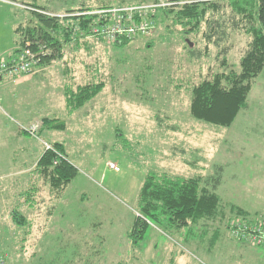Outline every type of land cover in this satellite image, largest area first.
Here are the masks:
<instances>
[{"label":"rangeland","instance_id":"obj_1","mask_svg":"<svg viewBox=\"0 0 264 264\" xmlns=\"http://www.w3.org/2000/svg\"><path fill=\"white\" fill-rule=\"evenodd\" d=\"M10 1L63 15L71 7L107 1L124 3L113 7L139 5L129 0ZM150 3L163 9L183 2L142 4ZM225 5L209 12L211 21L188 38L180 25L158 24L157 9L152 36L126 45L81 33L82 27L75 30L69 18L55 17L72 30L64 56L49 64L42 57L32 72L1 82L20 84L10 92L14 100L10 95L0 100V118L19 129L18 142L0 133V253L7 254L6 264H264L263 248L230 234L232 223L264 216V70L254 80L248 107L232 125L216 126L190 113L193 87L215 73L240 71L251 40L242 26L233 27L234 15ZM9 7L15 8L0 1V25L11 18L4 9ZM24 16L21 26L33 24L28 13ZM0 37L9 40V34ZM97 81L104 88L70 112L66 86ZM44 118L66 127L50 128ZM35 124L38 132H28ZM52 142L65 144L79 170L61 191L35 171L45 144ZM219 168L216 220L178 230L140 214L139 194L148 175H200L211 187ZM14 211L25 217L23 224L16 222ZM140 215L149 225L142 238L131 237Z\"/></svg>","mask_w":264,"mask_h":264},{"label":"trees","instance_id":"obj_2","mask_svg":"<svg viewBox=\"0 0 264 264\" xmlns=\"http://www.w3.org/2000/svg\"><path fill=\"white\" fill-rule=\"evenodd\" d=\"M125 0H122L124 2ZM150 0H129L127 4H142ZM183 3L166 6L158 9L157 22L167 23L170 21L174 26L183 27L186 38L189 35L199 33L201 25L206 21H211L209 12L217 13L226 5L230 7L234 17H232L233 27L240 29L242 26L251 39L248 43L244 55L240 60V71L230 70L215 73L209 78L203 79L192 89V99L190 103L191 115L206 123L216 126L227 127L233 124L239 113L248 107V96L252 90L254 80L264 70V0H175ZM110 1L99 3L98 5H82L78 8H68L67 13L91 11L96 8H110L115 5ZM28 16L32 23L27 26H20L18 29L21 35L18 48L19 52L27 42H31L35 51L42 48L46 51L43 56V64H49L55 58L64 56L65 43H70L72 30L66 27L64 22L48 15L46 7L37 4H28ZM25 9V8H24ZM240 16L236 18L235 14ZM69 18V19H68ZM68 23L82 27L80 32H88L92 22V15L77 17H67ZM76 21V22H75ZM169 26V24H168ZM80 41V40H78ZM129 40H122L119 45H126ZM192 43L187 40L188 47L192 48ZM52 52H48L49 49ZM194 49V48H193ZM228 49L224 50L226 53ZM14 53V54H15ZM226 62L224 61L223 64ZM38 63L37 65H39ZM103 81L88 82L77 85L76 88L70 85L65 88L67 107L70 112H74L91 101L104 88ZM43 122L50 128L63 130L65 122L55 119L44 118ZM45 151L39 159L36 172L42 175L50 186L61 191L77 176L79 170L69 160L66 153V146L63 142L48 143ZM151 174L143 183L139 201L141 206L140 214L147 220L156 221L163 227L182 229L191 223L200 220H216L220 213V197L216 193L221 181V168L216 171L211 187L206 186L204 179L200 175L185 177L170 175ZM237 212L245 213L243 210ZM138 216L133 225V231L129 236L142 238L147 228L148 221L142 216ZM13 216L17 223L23 224L25 217L14 211ZM219 231L215 233L218 237ZM135 237L133 242L135 243ZM5 253H0L4 255ZM6 261H7V254ZM6 264V263H5Z\"/></svg>","mask_w":264,"mask_h":264},{"label":"built area","instance_id":"obj_3","mask_svg":"<svg viewBox=\"0 0 264 264\" xmlns=\"http://www.w3.org/2000/svg\"><path fill=\"white\" fill-rule=\"evenodd\" d=\"M169 4L160 3L164 7ZM159 5L154 3L126 5L122 7H110L94 9L85 12L57 14L44 12L48 15L67 18L83 15H92L88 33L94 36H102L110 43L120 42L124 39L132 40L136 37L150 38L155 27V14ZM79 27V28H78ZM80 30L81 26L74 27ZM46 51L42 48L35 51L32 43L26 45L17 53L0 59V81L19 79L32 72L34 66L42 60ZM38 124L30 126L28 132H38ZM48 148L50 145L45 144ZM231 237L234 239L264 249V216L256 219L238 220L231 224ZM6 263V255H0V264Z\"/></svg>","mask_w":264,"mask_h":264},{"label":"crops","instance_id":"obj_4","mask_svg":"<svg viewBox=\"0 0 264 264\" xmlns=\"http://www.w3.org/2000/svg\"><path fill=\"white\" fill-rule=\"evenodd\" d=\"M1 2H6L9 5L15 6V8H4L6 11V15H12L11 18H7L5 17V21L2 23L3 25H0V36H6L9 34V40H5V41H0V59L3 57H9L11 55H13L16 51V49L18 48V42L20 40L21 35L18 32V29L21 26V23L23 22L22 18H25L24 14H27L29 11L26 10V8H28V4H16L13 3V1L10 0H0ZM2 5V4H1ZM39 5V4H38ZM41 6V5H39ZM5 7V6H4ZM44 7V6H42ZM25 8V9H24ZM3 29H8L7 32L2 31ZM14 31L15 33V37L13 38L12 32ZM2 32H4V34H2ZM1 39V37H0ZM5 81V80H3ZM3 81H0V100L4 101L5 100V96L6 97H10L11 93L10 92H16L18 88V86L20 84H2ZM2 82V83H1ZM12 86V87H11ZM10 95V96H9ZM16 98V97H15ZM11 100H14V97L11 96ZM2 101L1 104H2ZM5 102V101H4ZM5 112V111H4ZM4 112H1L2 114H4ZM6 114V113H5ZM8 116V115H6ZM14 121H8L5 118H0V133L4 136V133L6 134L5 138L6 140H15V142H18L17 137L19 136V132H18V128H17V124L13 123ZM9 123H13L12 126ZM13 135L12 137H10V135ZM21 135V132H20ZM24 136V135H22ZM22 136L20 137L21 140L23 139ZM35 140V139H34ZM28 149H26V153H28L27 151Z\"/></svg>","mask_w":264,"mask_h":264},{"label":"water","instance_id":"obj_5","mask_svg":"<svg viewBox=\"0 0 264 264\" xmlns=\"http://www.w3.org/2000/svg\"><path fill=\"white\" fill-rule=\"evenodd\" d=\"M191 44V46L193 45V43H190Z\"/></svg>","mask_w":264,"mask_h":264}]
</instances>
